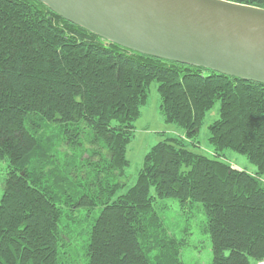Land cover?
<instances>
[{
	"label": "trees",
	"instance_id": "trees-1",
	"mask_svg": "<svg viewBox=\"0 0 264 264\" xmlns=\"http://www.w3.org/2000/svg\"><path fill=\"white\" fill-rule=\"evenodd\" d=\"M154 82L185 135L152 147L122 192ZM216 103L207 155L195 138ZM0 164V264H185L156 209L166 199L202 205L212 264L264 262V85L132 52L36 0H0Z\"/></svg>",
	"mask_w": 264,
	"mask_h": 264
},
{
	"label": "water",
	"instance_id": "water-1",
	"mask_svg": "<svg viewBox=\"0 0 264 264\" xmlns=\"http://www.w3.org/2000/svg\"><path fill=\"white\" fill-rule=\"evenodd\" d=\"M36 1L132 52L264 85V9L224 0Z\"/></svg>",
	"mask_w": 264,
	"mask_h": 264
},
{
	"label": "rangeland",
	"instance_id": "rangeland-1",
	"mask_svg": "<svg viewBox=\"0 0 264 264\" xmlns=\"http://www.w3.org/2000/svg\"><path fill=\"white\" fill-rule=\"evenodd\" d=\"M209 73H206L208 75ZM158 84L152 83L149 88V97L146 105L141 109V116L135 123L133 138L127 147L126 158L129 166L125 171V176L121 180L126 184L125 192L136 183L138 173L142 168L143 161L147 153L166 137H184V131L174 124L165 123L162 119L160 105L161 99L158 93ZM220 104L216 103L213 109L206 115L203 125L199 130L195 140L200 144L199 152L211 155L213 149L209 143V126L219 119ZM225 162L229 163L233 169L245 170L253 173L256 168L252 166L246 157L226 151L224 153ZM4 164H0V196L3 191L5 172ZM67 207V206H65ZM64 207V208H65ZM157 212L163 218L164 227L170 236L177 239H185L186 246L181 253L182 262L185 264H212L213 250L210 236L205 232L207 218L202 205L198 204L192 208L183 210L178 201L166 199L160 201L156 207ZM66 214H70L69 209H65ZM87 211V210H86ZM86 211H81L85 214ZM100 210L96 209L94 217H98ZM82 220V218L80 217ZM82 232L81 225L78 226ZM259 264H264L259 263Z\"/></svg>",
	"mask_w": 264,
	"mask_h": 264
}]
</instances>
